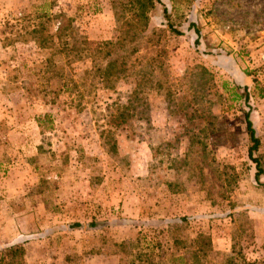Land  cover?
Returning a JSON list of instances; mask_svg holds the SVG:
<instances>
[{"label": "rangeland", "instance_id": "1", "mask_svg": "<svg viewBox=\"0 0 264 264\" xmlns=\"http://www.w3.org/2000/svg\"><path fill=\"white\" fill-rule=\"evenodd\" d=\"M160 1L180 34L155 23L158 5L157 43L142 37L103 87L89 51L66 57L23 34L43 0H0V248L22 242L21 264H119L97 250L179 216L174 235L264 259V0ZM46 2L89 48L113 40L109 0Z\"/></svg>", "mask_w": 264, "mask_h": 264}, {"label": "trees", "instance_id": "2", "mask_svg": "<svg viewBox=\"0 0 264 264\" xmlns=\"http://www.w3.org/2000/svg\"><path fill=\"white\" fill-rule=\"evenodd\" d=\"M109 1L116 23V34L111 41L94 43L92 48H89L90 43L77 37L72 31L68 17L60 14L53 15L48 12L50 3L46 0L33 6L35 7L33 13L36 20L23 34L29 36L36 46L64 53L66 57L68 55L78 57L82 51H89L92 65L88 72H92V76L98 77V81L103 87H112V83L120 79L121 73L127 70L126 59L131 53L137 51L138 46L135 43L139 42L142 37L144 43L149 46L157 43L155 38L160 36L162 29L158 27L148 28V21L155 18L158 5L161 6L159 15L164 20L162 22H156V20L155 23L164 26L171 33L180 34V32L169 20L166 7L160 0ZM51 20L57 22L53 32H49L47 29ZM189 24L193 32L198 35V28L192 22ZM3 39L11 40L9 36H5ZM46 117L49 115L43 114L35 119L40 124V122H44ZM244 120L247 134L246 155L253 163L254 179L258 180V177L263 173V167L257 155L259 138L247 111L244 113ZM189 219L188 216H179L168 220L140 223L139 226H144L147 229L145 232L138 230L133 237L119 241L109 240L106 243V248L97 250V253L115 255L119 264H264V259L245 260L239 249L234 250V244L227 253L214 250L209 235L204 232H197L192 237L186 234L174 235L173 231L183 228ZM125 222L136 225L129 220H125ZM104 223L105 225H103ZM101 225L104 227L109 225V222L98 224L89 222L88 224L90 228ZM68 227L80 228L81 224L73 222ZM171 234L173 236L170 238ZM23 254L22 242L3 245L0 248V264H21Z\"/></svg>", "mask_w": 264, "mask_h": 264}]
</instances>
